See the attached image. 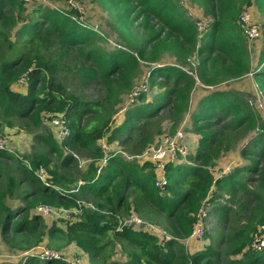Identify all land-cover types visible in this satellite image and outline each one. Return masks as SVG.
I'll return each mask as SVG.
<instances>
[{"label": "trees", "instance_id": "obj_1", "mask_svg": "<svg viewBox=\"0 0 264 264\" xmlns=\"http://www.w3.org/2000/svg\"><path fill=\"white\" fill-rule=\"evenodd\" d=\"M196 1L206 15L214 18L203 33L197 31L198 20L186 17L173 0H103L125 44L124 49L107 51L102 47L105 39L78 21L76 9L41 8L37 0H0V116L15 119L17 127L27 130L31 125L42 128L44 117L50 120L48 115L60 114L68 132L57 143L51 131L46 130L36 137L42 149L28 156L13 157L0 149L1 237L18 240L23 249L42 242L43 233L38 232V227L44 216L36 211L42 205L62 208L68 214L79 213L74 221L65 222V229H51L50 235L61 244L50 246L60 252L62 246L73 244L91 264H116L111 261L115 241L122 243L130 264L264 262V253L250 251L253 235L264 226V119L243 97L215 91L197 102L190 120L191 132L201 137L194 156L198 165L168 161L162 187L156 186L160 175L149 160L127 159L118 152L105 155L100 146L102 141L108 146L115 143L127 154L140 157L160 133L159 126L152 129L154 122L167 116L173 134L191 111L196 80L166 65L149 73L153 81L159 80L155 83L159 93L149 100L146 93L140 92L123 121L114 126L116 106L121 96L134 90L140 61L155 64L165 53L179 60L196 54L197 79L207 87L252 73L264 95V28L252 70L248 42L237 24L243 9L255 7L264 15V0ZM132 27L139 31L132 33ZM52 47L57 49L55 58L49 56ZM69 53L77 59L73 68L82 83L100 86L99 101L69 93L59 81L60 60ZM23 78L28 84L26 94L13 89ZM148 83L150 87L154 85L150 80ZM226 120L227 128L256 135L249 165L216 180L208 167L218 155L214 147L219 135L224 134L222 124ZM72 154L90 160L85 171L78 168ZM245 172L257 174L251 187ZM212 185L224 189L228 197V204L217 210L218 222L225 227L221 239L224 249L206 248L187 254L179 241L191 236L205 201L213 203L206 200ZM10 201L21 206L11 209ZM84 203L91 204V209ZM131 212L146 218L165 216L171 226L166 232L172 239L160 240L147 230L129 227L118 230L120 219ZM239 255L240 260L228 259ZM0 264L11 263L0 260ZM16 264L67 263L60 257L41 258L38 254L28 255Z\"/></svg>", "mask_w": 264, "mask_h": 264}, {"label": "rangeland", "instance_id": "obj_2", "mask_svg": "<svg viewBox=\"0 0 264 264\" xmlns=\"http://www.w3.org/2000/svg\"><path fill=\"white\" fill-rule=\"evenodd\" d=\"M173 1H175L176 5L185 14V16L191 20L204 19L208 23H212L214 21L213 16L206 15L196 0ZM36 4L41 5V8H50L54 10H66L69 8L67 7L66 3L59 2L57 0H40ZM77 4V11L79 12L78 21L81 20L83 23H86V25L92 27L101 37L105 39V42L102 43L103 48H105L107 51H112L116 48L124 49L125 44L123 33L121 29L113 22L111 18V12L106 8V4L103 2V0H79ZM247 11L249 12L251 19L258 23L263 29L264 15L255 7H250L247 9ZM152 24H156V21H152ZM19 26L20 23L17 28L13 30L12 40L14 39V36H16ZM131 29L132 33L139 31L137 28L135 29L132 27ZM262 41L263 38L262 40L247 43L252 70L255 68V64L257 63V57L259 55L258 53ZM49 56L52 58L57 57V49L55 47L51 48ZM76 61L77 59L73 53L67 54L65 59L60 60L61 68L58 73L59 81L64 84L66 90L69 93H73L87 101H99L102 98L100 86L97 84H90L89 82L82 83V80L79 79V75L75 72V68H73V65L76 63ZM166 65H173L196 80V86L191 95V111L180 121L175 132L171 134L172 122L167 116H162L158 122H154L152 124V129L154 130L158 126L160 127V133L153 138V142L149 147H158L164 141H168L167 144L163 143V148L165 149L166 155L170 151H176V148L183 151L180 154L178 153L179 156L177 155L174 164L198 165V163L194 161V156L199 147L201 137L191 132L192 122L190 120V115L192 113V109H195L197 102L201 98L205 97L208 93L215 91H226L235 94L236 96L243 97V99L248 102L249 106L253 108V110L257 111L259 116L264 119V95L258 86L259 82L255 80L252 73H248L239 79L222 81L215 86L207 87L200 84L197 79L198 58L196 54L189 56L188 60H179L176 59L172 54L165 53L158 58L155 64H148L140 61V68L134 83V90L128 95L121 96V100L116 106L117 113L114 115V126L123 121L127 111L136 102V99L133 97L134 92L142 88L145 89L143 92L146 93L149 100L153 99V97L159 93V89L155 86V83H157L159 80L156 79L153 81L154 77H149V73L152 69L162 68ZM148 80L152 81V84L154 85L150 87ZM27 85V80L23 78L20 82H17L13 85V89L19 93L26 94L28 90ZM61 117L62 116L60 114L54 115V118L57 119H61ZM45 119L46 118L44 117V127L35 128L33 125H31L27 130H24L16 126L15 119L0 116V136H2L6 141L4 145V151L13 157H17L18 155L28 156L36 150H41L42 148L36 141V137L38 135L41 136L45 134L46 130L51 131V133L55 136L57 143H60L61 140L66 137L65 130H61L60 127L52 125L50 120ZM10 123H12L13 126H11ZM227 125L229 124L226 120L222 124V127L226 128L224 129V134L219 135V142L216 141L218 145L214 147V150L218 152V155L216 158H213L212 165L208 167L213 179L216 180H218L217 177L221 175V173L226 169L233 171L236 168H245L247 165H249V152L253 151V139L256 135L255 132H245L244 130L240 129H229L227 128ZM217 128L220 129V125ZM178 132L183 133L182 138L176 137ZM100 146L103 149L105 155L111 152H118L127 159L130 158L138 160L139 162H141L140 160L144 162L147 157L151 156L150 151H148L147 155H145V159L134 155H129L115 143L108 146L104 141H102V145ZM72 155L77 159L78 168L81 171H85L90 160L81 158L83 156L78 155L77 157L74 154ZM258 158L259 157L256 156L255 160ZM257 162L258 161H256V163ZM97 163L101 164L100 161ZM245 175L247 177L245 179L247 183L249 180H251L252 183H249L251 187L255 183L257 174L254 172L247 174L245 172ZM41 178H45L44 174L41 176ZM242 180L243 182L245 181L244 179ZM210 191L212 194V198L210 199L213 201V203H209L207 206L204 205L202 208L203 213L206 214V218L203 220L206 229V236L199 241H193L190 238L179 241V243L184 246L187 254H194L196 252L200 253L206 248H212L214 250H220L221 248L224 249V246L221 245V239L225 232V227H223L221 222H218L217 210L220 205L228 204V197L225 194L224 189L218 190L215 185H212ZM216 196H218V198L214 199ZM236 199L238 200V198ZM8 204L11 206V209H16L18 206H21V204L16 201H10ZM84 205L86 208L91 209V204L84 203ZM51 209V214L47 217H43V223L38 227V232L43 233L42 242L35 246L23 249V245L18 240L13 241V239L9 238L7 235L3 237L0 236V260L11 264H16L18 261L28 257V255L36 256L39 254L41 258L60 257L61 260L65 261L67 264H71L76 261H79V264H91L87 256L84 255L82 251L73 244L62 246L60 252H54V250L51 248L50 245L52 243L61 244V242H57V239L50 235L51 229L53 227L65 229V222L74 221L76 216L79 215L78 212H69L68 214V212L62 208L52 207ZM134 219H138L140 222H136ZM119 223L120 224L117 228L118 230L123 227H129L135 230L147 229L150 234L155 235L160 240L172 239L171 236L166 232L169 228H171V226L165 216H160V218H155V216L146 218L131 212L123 216ZM252 239L256 240L254 241V244L252 242L250 251L252 250L256 253H264V226L258 228V232L253 235ZM112 253L113 255L111 261H114L116 264H130L127 251L122 248L121 242L115 241V244L113 243ZM228 259L229 261L240 260L241 255ZM258 264H264V262Z\"/></svg>", "mask_w": 264, "mask_h": 264}, {"label": "built area", "instance_id": "obj_3", "mask_svg": "<svg viewBox=\"0 0 264 264\" xmlns=\"http://www.w3.org/2000/svg\"><path fill=\"white\" fill-rule=\"evenodd\" d=\"M24 1H28L29 2L31 0H24ZM37 1H40V0H37ZM77 2L78 1L67 0L66 5L69 8H71V9H76L77 10V8H78ZM79 22L83 23L81 20ZM237 24L239 25L240 30L242 32V35L247 40V42L257 41V40H259L261 38L262 28H261V26L258 23L254 22L251 19L250 14L247 11V9H243L241 11V13H240V15L238 17V20H237ZM195 25H196L197 31L199 33H203L204 31H206V29L208 27V22L206 20H204V19H199L196 22ZM143 91H145V89L142 88V89L134 92L133 93V97L134 98L137 97L139 95V93L143 92ZM48 118L50 119V122L52 123V125L60 127L61 130H65V132H66L65 135L67 136V134H68L67 128L65 127L64 121L62 120V118L61 119L54 118V115L53 116L52 115H48ZM176 137L182 138L183 137V133L178 132L176 134ZM5 142H6L5 139L2 136H0V149H4ZM163 143L167 144L168 141H164ZM163 143H161L158 147L149 148L148 150H146L143 153L142 156H140V158H144L145 159V155H147V152L150 151L151 156L147 157V159H145V160H149L151 163H153V166L155 167V169L157 170V172L160 175V178L156 182V186L157 187H162L165 184L164 177H163V170H164L165 164H167L168 161L171 162V163H174L178 153L180 154L181 152H183V151L178 150L176 148V151H170L166 155L165 149L163 148ZM162 149H163V151H162ZM104 163H105V161H103L102 165ZM230 172H231L230 169H226L225 171H223L221 173V175H219L217 177V179L218 180L222 179L223 177H225L228 174H230ZM97 173H99V170L97 171ZM39 175L40 176L43 175V171L42 170H40ZM210 198H212L211 191L209 192V195H208L206 200H209ZM204 205L207 206V205H209V203L205 201ZM203 206L201 207V209L198 212L197 222L194 225V228H193L191 236L189 237L193 241L201 240L204 237L205 232H206V229H205V226H204V222H203L204 218H206V214L203 213V211H202ZM36 211H37L38 214H40V215H42L44 217H47L48 215L51 214L52 209L50 207L40 205V206H38L36 208ZM134 220L136 222H140L138 219H134ZM144 230H147V229H144ZM255 240L256 239H253V241H252L253 244H254ZM258 246H259V244H258ZM71 264H79V261H76V262L71 263Z\"/></svg>", "mask_w": 264, "mask_h": 264}]
</instances>
